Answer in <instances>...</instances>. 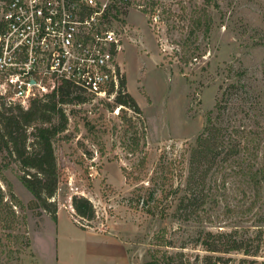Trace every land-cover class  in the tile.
<instances>
[{
	"label": "rangeland",
	"instance_id": "obj_1",
	"mask_svg": "<svg viewBox=\"0 0 264 264\" xmlns=\"http://www.w3.org/2000/svg\"><path fill=\"white\" fill-rule=\"evenodd\" d=\"M124 19L111 25L129 27L116 62L142 113L88 93L85 102L64 105L68 128L54 140L59 221L38 206L19 164L0 152L9 163L0 175L5 199L11 188L23 202L13 206L12 228L0 220V262L165 264L182 252L185 264H201L210 253L202 234L210 230L249 241V253H214L218 264H263L264 0H134ZM233 83L221 123L245 147L213 175L217 203L187 219L176 208L191 149L221 89ZM251 164L260 169L258 188L245 172ZM76 194L93 202L95 218L76 214Z\"/></svg>",
	"mask_w": 264,
	"mask_h": 264
},
{
	"label": "trees",
	"instance_id": "obj_2",
	"mask_svg": "<svg viewBox=\"0 0 264 264\" xmlns=\"http://www.w3.org/2000/svg\"><path fill=\"white\" fill-rule=\"evenodd\" d=\"M120 1L115 0L109 5L105 20L110 26L115 19L125 20L124 17L129 13L132 3ZM154 5L155 3L153 2L151 11H154ZM146 12H148L147 9ZM119 70L118 66V72H120ZM126 84V77L122 73L113 104L116 106L124 105L141 114L142 109L135 97L126 90ZM235 86L233 83L221 89L216 104L213 109L208 111L206 124L191 149L185 193L179 198L176 208V213L183 215L187 219L191 218L193 214L199 216L200 211L205 210L207 203H217L213 187L216 186L214 185L216 179L213 180V175L221 165L238 158L242 151V146L245 147V143L233 138L227 128L221 123V116L225 108L223 104L224 98L228 89ZM86 100L85 91L68 81L60 85L57 93H50L44 98L33 99L27 108L20 104H7L0 99V152H5V154L13 157L15 162L19 164L22 183L34 195L38 206L44 208L56 221L58 219V204L54 197L59 189L61 171L54 140L68 128L69 113L64 105L85 102ZM114 105L109 103L112 108ZM122 117L126 119L124 114ZM233 132L246 136L243 132L236 129ZM136 145L138 146V142H136ZM8 165L9 163L0 161L1 176H4L3 169ZM246 170V174L250 175V179L254 181L255 187L258 188L260 184L258 183L260 169L253 171L251 164L246 167ZM211 181H214V183L212 184ZM10 194L11 200L5 199L4 190L0 184V220L3 226L7 228H12L10 225L11 221H14L17 217L13 206H23V202L11 188ZM72 204L76 214L82 220L95 218L96 210L93 202L88 197L76 194L72 198ZM81 227L86 228L84 222ZM247 241L238 239L235 233L232 232L205 231L202 234L201 243L210 253L203 256L201 264H218L222 258L213 255L214 253L242 249L249 253V241ZM183 256L184 253L182 252L170 255V257L166 258L165 264H185ZM178 257L180 261L176 262ZM255 262L251 261L252 264ZM0 264L19 263L0 262ZM150 264L162 263H160L159 259H155Z\"/></svg>",
	"mask_w": 264,
	"mask_h": 264
},
{
	"label": "built area",
	"instance_id": "obj_3",
	"mask_svg": "<svg viewBox=\"0 0 264 264\" xmlns=\"http://www.w3.org/2000/svg\"><path fill=\"white\" fill-rule=\"evenodd\" d=\"M114 1L0 0V99L27 108L66 81L114 98L122 74L116 59L129 30L106 22Z\"/></svg>",
	"mask_w": 264,
	"mask_h": 264
},
{
	"label": "crops",
	"instance_id": "obj_4",
	"mask_svg": "<svg viewBox=\"0 0 264 264\" xmlns=\"http://www.w3.org/2000/svg\"><path fill=\"white\" fill-rule=\"evenodd\" d=\"M59 212H60V209L58 210V219H57V221H59V219H60V216H59ZM122 250H123V252L125 253V257L127 256L126 254V251L124 250V244H123V247H122ZM127 258V257H126ZM127 260V259H126ZM127 262V261H126Z\"/></svg>",
	"mask_w": 264,
	"mask_h": 264
}]
</instances>
